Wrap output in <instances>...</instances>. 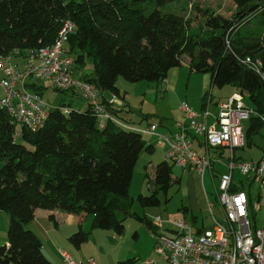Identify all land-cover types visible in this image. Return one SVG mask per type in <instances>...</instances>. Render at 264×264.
<instances>
[{
	"label": "trees",
	"instance_id": "16d2710c",
	"mask_svg": "<svg viewBox=\"0 0 264 264\" xmlns=\"http://www.w3.org/2000/svg\"><path fill=\"white\" fill-rule=\"evenodd\" d=\"M183 1L191 0H0V58L15 51V57L27 58L30 51L52 45L64 23L72 21L77 31L69 37L66 51L75 65L84 67L92 61L93 73L84 80L102 93L121 96L116 86L120 76L133 83L163 82L187 57L192 71L211 73L219 85L234 87L264 116V84L239 63L245 57L258 58L264 70V0H233L232 19L205 9L202 32L192 30L184 12L159 9ZM147 3L156 4L149 15L142 8ZM245 26L250 29L242 34ZM28 88L41 97L46 89L37 83ZM100 103L107 105L103 97ZM17 125L0 107V214L10 218L8 246H0V264H54L43 253L39 237L27 229L37 210L90 216L93 230L120 236L128 216L155 231L149 220L131 211L136 200L146 208L160 205L159 194L173 185L174 164L160 163L150 179L151 194L133 199L135 166L144 150L154 148L142 134L111 122L99 129L88 106L85 111L72 109L68 115L52 111L36 133L23 126L19 131ZM262 127L264 123L253 117L248 139ZM181 211L190 217L187 208ZM121 213L125 218L119 217ZM191 218L197 221L195 215ZM88 234L80 228L70 242L79 248Z\"/></svg>",
	"mask_w": 264,
	"mask_h": 264
},
{
	"label": "built area",
	"instance_id": "2783aa9c",
	"mask_svg": "<svg viewBox=\"0 0 264 264\" xmlns=\"http://www.w3.org/2000/svg\"><path fill=\"white\" fill-rule=\"evenodd\" d=\"M76 31V24L66 21L52 45L27 54L24 72L14 65L15 60L22 58L15 57L17 51L1 57L0 89L3 96L0 107L13 122L32 133L45 127L52 111L70 114L72 109L68 106H54L28 88L38 79L59 92L76 94L95 113L101 130L111 122L142 135L158 136V146L167 149L166 159L184 171L189 169L203 178L216 165H225L227 172L219 176L218 188V202L224 221L214 219L210 229L195 234L194 226L183 215L163 217L149 214L146 218L156 231L154 253L166 264H264V224L259 227L256 221L264 199V157L258 161H238L235 156L236 150L246 145L244 122L258 117L264 123V116L248 106L242 94L234 93L225 102L218 103L219 111L213 124L208 122L213 116L208 109L196 111L183 103V120L176 122L171 136L157 134L158 126L155 124L146 128H128L113 114L115 106H122L118 96L112 94V98L106 100L107 105L101 104V90L84 78L75 76V59L67 53L65 46ZM239 63L256 74L264 84L261 59L245 57ZM208 103H211V98ZM193 138L201 141L206 151L204 155L195 149ZM216 150L227 152L226 162L222 155L212 158ZM235 172L242 177V188L246 181L260 189L256 198L234 184ZM61 256L62 264H98L95 260L77 263L65 251H61ZM136 264L159 263L156 259H147Z\"/></svg>",
	"mask_w": 264,
	"mask_h": 264
},
{
	"label": "rangeland",
	"instance_id": "374dc122",
	"mask_svg": "<svg viewBox=\"0 0 264 264\" xmlns=\"http://www.w3.org/2000/svg\"><path fill=\"white\" fill-rule=\"evenodd\" d=\"M142 8L144 10V13L146 15H149L151 12H153L156 9L155 3H147L143 4ZM160 10L163 12H173L178 15L181 14V12H184V16L186 19L190 21L192 30L194 31H204L205 29V19L203 17V11L205 9H210L214 11L217 15H221L225 19H232L233 15L236 12V5L233 2V0H191L190 3L180 2V3H174V4H167L165 6H160ZM252 27V25H251ZM250 29V26H245L242 28V34H244L246 31ZM184 64H182L181 67H175L171 69L168 73L167 79L163 82H148V81H141V82H130L126 80L124 77L120 76L117 79L116 86L120 90L121 98L123 104H125V107L119 108L117 107L118 113H116V117L118 118V121L125 125L126 127H132V128H139V127H145L147 125L155 124L158 126L157 134L161 135H167L165 132H162L160 129L164 126L172 125L175 119L177 117V114H179V110H181V106L183 103H187L190 107H192L194 110H200V107L203 104V100L207 95L206 101H209V98L213 99L212 104L210 105V112L215 115V113L218 111L216 109V105L214 102L222 100L221 103L225 102L227 98H229L233 93L236 92L235 88L232 86H226V91L223 93V89L220 90V85L212 81V74L211 73H196L194 70H191V64L190 60L187 57L183 58ZM27 58H19L15 60L14 65H16L22 72L25 71ZM38 63V62H37ZM86 65L79 66L75 65L73 67V72L75 76L82 77V76H88L93 71V63L91 60L86 61ZM38 85L44 84V87L46 89L43 90V99L48 101L54 106L60 105V103L63 100V103L67 104V101H64L65 99H70V92L67 93H61L58 91H55L52 87H50L48 84L43 83L40 80L35 81ZM227 94L228 97H227ZM105 95L103 98L106 100H110L112 98V93L105 92ZM3 96V92L0 89V97ZM82 101L80 98H75L76 101ZM84 102V101H83ZM85 103V102H84ZM246 104L250 107L253 105L250 101L246 99ZM67 106V105H66ZM218 106V105H217ZM196 108V109H195ZM182 113V110H181ZM183 117V113H182ZM183 118L180 120L182 121ZM179 122V121H178ZM210 123H215V117L212 116ZM250 123L248 121L244 122L245 132L247 133L248 127ZM17 130L21 131L22 126L17 125ZM162 132V133H161ZM170 135V134H169ZM143 140L146 142L147 145L154 146L153 152L143 151L140 155V158L135 166L134 169V176L132 180V185L130 188V195L135 196L138 192L142 190L143 187H146L148 191V185L150 184L151 177L153 178L155 176V169L156 167L166 161V148H161L158 146V136H147L143 135ZM248 139L246 135V151L244 153H238V155H243V157H251L255 158V161L260 160L263 155L264 151V127L261 128L260 134L254 135L252 137V143L254 142V146L251 148H248ZM27 148L29 150H34L33 146L27 145ZM201 153V152H200ZM219 151H216V153H212V155H218ZM173 164L172 162H170ZM149 165H152L153 167L149 168L150 176L146 175V167H149ZM187 169L186 171H188ZM183 169L173 166V174L172 177L174 179H180V182H176V180L173 181V185L168 190V192H161L159 194L160 198V205L156 206L159 210V213L161 211V214L163 216H173L175 213L182 216L179 210L183 209L182 207L186 205L185 203V196H184V186L186 185L187 181V175L185 174L183 176L182 174ZM241 177H235L234 178V184L240 189L243 190L246 194L251 193L253 197L256 198L257 193L259 192V188L256 186H250L249 183L246 181L244 182V186L242 188L241 185ZM203 183L205 184L206 191L208 195L211 198V201L213 203L216 202L217 205L220 206V203L218 202V188L220 185V177L219 175H216L212 178L209 176V171L205 174V178L203 179ZM153 188L155 187L154 184L152 185ZM151 192V191H150ZM137 196V195H136ZM139 197V196H138ZM137 197V198H138ZM136 198V199H137ZM137 201V200H136ZM139 203V202H137ZM264 205V202L262 203ZM135 207L137 209H140V204H135ZM163 212V213H162ZM181 212V211H180ZM6 213L0 214V246H4V240L3 238L7 236L8 232V222L5 220L4 216ZM196 216V215H195ZM9 217V216H8ZM119 217L125 218L124 214H119ZM200 219H204L206 226H209L211 224V219L208 215V213H200L199 214ZM257 225L259 227H262L264 224V207L263 209L258 212L256 216ZM190 217L186 218L187 221H189L191 224ZM220 219V220H219ZM219 221H224V219L219 218ZM10 221V218H9ZM130 228L127 230L129 233L132 234L134 232L135 228L138 227L139 224L135 220H128ZM125 227L127 226L126 219L124 221ZM132 224V225H131ZM144 227V226H142ZM79 230V229H78ZM72 233L69 236V242L70 238L75 234L76 232ZM84 231L85 228L83 229ZM150 235L148 234V230L143 228L140 231V237L137 240V245L135 246L136 249H142L144 251H148L149 244H150ZM71 243V242H70ZM71 245L76 248L72 243ZM147 249V250H146ZM62 251H66L65 249H62ZM44 253V251H43ZM45 254V253H44ZM61 255V254H60ZM159 257V256H158ZM147 258L141 257V260L139 262H144Z\"/></svg>",
	"mask_w": 264,
	"mask_h": 264
},
{
	"label": "crops",
	"instance_id": "0c3cea01",
	"mask_svg": "<svg viewBox=\"0 0 264 264\" xmlns=\"http://www.w3.org/2000/svg\"><path fill=\"white\" fill-rule=\"evenodd\" d=\"M93 73V71H92ZM91 73V74H92ZM90 74V75H91ZM85 76H82L81 78H84ZM213 81V77H212ZM44 85V84H43ZM223 89V93L226 91L225 86L220 85V90ZM120 91V90H119ZM71 96L70 99H65L64 101H67L63 103V100L60 104L67 105L68 107H71L72 109L79 110V111H85L87 109V104L84 103L83 101H74L75 98H79L76 94L73 92H70ZM234 94V93H233ZM104 96L105 92L103 93ZM229 94H227L228 97ZM103 97V96H102ZM121 96H118V100L122 103L120 100ZM207 95L203 100V104L200 107V110L196 111H203L205 109L210 110V105L211 103H208L206 101ZM111 99V98H110ZM123 99V97L121 98ZM108 100V99H107ZM222 102V100H221ZM218 103L220 101H215L214 104L216 105V109L218 110ZM117 107L115 106V112L117 111ZM125 107V104L122 103L121 108ZM120 108V107H119ZM196 109V108H195ZM219 111V110H218ZM218 111L213 115L214 117L217 116ZM114 112V113H115ZM179 114H177V119L176 121L173 122L172 125L164 126L160 130L162 132H165L167 136H171L174 132L175 129V124L176 122L180 121L182 119V113L181 110H179ZM211 118L208 120L210 123ZM250 123V121H249ZM211 124V123H210ZM149 125L145 127H139V128H146ZM249 128V127H248ZM158 130V129H157ZM248 131V130H247ZM161 132V133H162ZM170 134V135H169ZM260 134V132H259ZM247 133L245 132V137ZM258 135V134H256ZM254 136V135H253ZM248 141V148H251L254 146V142L252 143V137ZM249 143H251L249 145ZM193 144L197 152L201 155H204L206 153L205 149L201 146V141L198 139L193 138ZM247 145H245L244 148L238 149L235 152L236 159L238 161H255V158L251 157H243V155H238V153H244L246 151ZM154 148H152L153 152ZM219 151L218 155H222L225 159V162L227 161V152L223 150H216ZM216 151L214 153H216ZM201 152V153H200ZM213 153V154H214ZM217 155H212V158L216 157ZM261 157H264V151L263 155ZM259 160V159H258ZM153 167L152 165H149V167H146V175L150 176V171L149 168ZM227 172V168L225 165H216L211 173L209 172V176L212 178L216 175H221L223 173ZM183 176L186 174L187 175V183L184 186V196H185V203L186 205L183 206L182 208L185 209L187 208L191 215H196L197 221L193 225V230L195 234L200 233L203 230L210 229L213 225L214 219H219L223 218V210L221 206L217 205L216 202L213 203L211 201L210 196L208 195L205 184L203 183V179L205 178V175L203 178H201L199 175L196 173L188 170V171H182ZM212 174V175H211ZM239 177L238 172H235L234 178ZM151 177V176H150ZM241 177V176H240ZM152 178V177H151ZM154 178V177H153ZM152 178V179H153ZM134 179V178H133ZM176 180V182H180V179H174L173 181ZM242 181V177L241 180ZM152 192L151 186L148 185V191L146 187H143L140 192L135 194V196L131 195L133 199H136L138 196H149ZM137 195V196H136ZM264 202V199L262 203ZM135 204L137 201L134 203V206L132 208V213L136 214L138 217H143L146 218L149 214L153 215H162L161 211L159 213V210L155 207L153 208H146L141 206L140 209H137L135 207ZM264 205L262 204L263 209ZM181 209V210H183ZM179 210L177 213H181L184 218V212ZM181 211V212H180ZM163 213V212H162ZM200 213H208L210 219H211V224L209 226H206L204 219H200L199 214ZM179 214H174L173 216H178ZM6 216V215H4ZM181 216V215H180ZM163 217H172L171 216H163ZM257 218V217H256ZM126 219L127 226L125 227V231L122 236L118 235L114 231H108V230H93L92 229V218L90 216L86 215H75V214H68L64 213L59 210L55 211H46V210H37L35 212V219L32 221L30 224L27 225V229L33 231L41 240L42 245H43V251L45 253V256L51 260L54 264H62L63 258L60 255L62 249L67 250L69 255L77 262H85L88 260H95L98 264H123L126 263L130 260H134L135 264L137 261L141 260V257H146L147 259H156L159 264H166L160 257L155 255L154 253V247L156 243V233L153 231V229L149 228L146 223L136 219L135 217L128 216ZM129 219L135 220L138 222L139 225L138 227L135 228L134 232L129 233L127 230L130 228L129 225ZM147 219V218H146ZM186 219V218H185ZM5 220H7L8 225H9V217L8 215L5 217ZM220 220V219H219ZM132 225V224H131ZM144 226V227H142ZM84 229L86 230L88 234L87 241L80 246L79 248H74L71 243L69 242V236L77 231L78 229ZM145 228L148 230V234L150 235V244L148 251H144L142 249H136L135 246L137 245V240L140 237V231ZM4 240V245L8 246L7 243V236L3 238ZM147 250V249H146ZM66 252V251H65ZM146 259V260H147Z\"/></svg>",
	"mask_w": 264,
	"mask_h": 264
},
{
	"label": "water",
	"instance_id": "95a60500",
	"mask_svg": "<svg viewBox=\"0 0 264 264\" xmlns=\"http://www.w3.org/2000/svg\"><path fill=\"white\" fill-rule=\"evenodd\" d=\"M113 114H116V113L113 112ZM198 234H200V233H198Z\"/></svg>",
	"mask_w": 264,
	"mask_h": 264
}]
</instances>
